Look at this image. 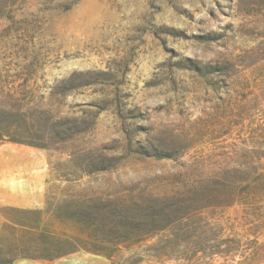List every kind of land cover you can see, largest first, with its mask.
Returning <instances> with one entry per match:
<instances>
[{
    "label": "rangeland",
    "instance_id": "374dc122",
    "mask_svg": "<svg viewBox=\"0 0 264 264\" xmlns=\"http://www.w3.org/2000/svg\"><path fill=\"white\" fill-rule=\"evenodd\" d=\"M0 147V264H264V0H0Z\"/></svg>",
    "mask_w": 264,
    "mask_h": 264
},
{
    "label": "crops",
    "instance_id": "0c3cea01",
    "mask_svg": "<svg viewBox=\"0 0 264 264\" xmlns=\"http://www.w3.org/2000/svg\"><path fill=\"white\" fill-rule=\"evenodd\" d=\"M18 151H19V153H21L22 152V154H23V158L25 159V157H26V155H27V157H28V152H27V150L26 149H22V148H19L18 149ZM4 153V149L2 148V147H0V154H3ZM24 153H26V154H24ZM30 157V156H29ZM22 184V186H23V188H26V185L27 184H29V183H21ZM30 189L29 190H26V189H23V190H21V191H19V192H16L17 194H19V195H23L22 196V198L19 200V201H23L24 203L26 202V194H28V195H30ZM10 193L9 192H7V194H1L0 193V203L1 202H4V203H11V201L12 202H14V200H15V195L14 194H12L11 196L12 197H9L8 195H9ZM28 201L30 202L31 201V199H30V196H28Z\"/></svg>",
    "mask_w": 264,
    "mask_h": 264
}]
</instances>
